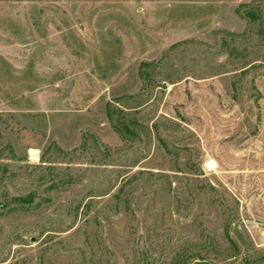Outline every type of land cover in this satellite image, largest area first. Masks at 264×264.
Wrapping results in <instances>:
<instances>
[{
    "label": "rangeland",
    "instance_id": "1",
    "mask_svg": "<svg viewBox=\"0 0 264 264\" xmlns=\"http://www.w3.org/2000/svg\"><path fill=\"white\" fill-rule=\"evenodd\" d=\"M199 263L264 264V0H0V264Z\"/></svg>",
    "mask_w": 264,
    "mask_h": 264
},
{
    "label": "trees",
    "instance_id": "2",
    "mask_svg": "<svg viewBox=\"0 0 264 264\" xmlns=\"http://www.w3.org/2000/svg\"><path fill=\"white\" fill-rule=\"evenodd\" d=\"M20 202H28L30 200H26V199H19ZM228 239H229V243L231 244L232 248H237V244L229 237V234H228ZM199 264H205V263H199Z\"/></svg>",
    "mask_w": 264,
    "mask_h": 264
},
{
    "label": "bare ground",
    "instance_id": "3",
    "mask_svg": "<svg viewBox=\"0 0 264 264\" xmlns=\"http://www.w3.org/2000/svg\"><path fill=\"white\" fill-rule=\"evenodd\" d=\"M31 153L34 154L35 152L34 151L33 152L31 151Z\"/></svg>",
    "mask_w": 264,
    "mask_h": 264
}]
</instances>
